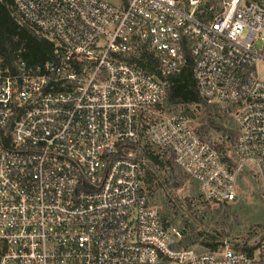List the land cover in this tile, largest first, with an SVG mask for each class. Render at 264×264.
Returning <instances> with one entry per match:
<instances>
[{
	"label": "built area",
	"instance_id": "built-area-1",
	"mask_svg": "<svg viewBox=\"0 0 264 264\" xmlns=\"http://www.w3.org/2000/svg\"><path fill=\"white\" fill-rule=\"evenodd\" d=\"M202 2L13 0L53 55L0 59V264H264V239L252 253L180 246L134 155L145 135L208 201H232L246 167L264 186V0ZM144 50L156 74L126 58ZM190 64L236 125L232 164L186 115L151 119Z\"/></svg>",
	"mask_w": 264,
	"mask_h": 264
},
{
	"label": "trees",
	"instance_id": "trees-1",
	"mask_svg": "<svg viewBox=\"0 0 264 264\" xmlns=\"http://www.w3.org/2000/svg\"><path fill=\"white\" fill-rule=\"evenodd\" d=\"M216 0H209L205 3V6L214 4ZM13 12H15L13 7V0H0V59L4 62L12 63L17 58H23L29 62H43L50 59L53 55V44L37 33L32 27L26 23H19L16 20ZM201 17H206L204 13L199 14ZM129 61L135 62L139 67L146 70L151 74L157 73V59L153 56V53L148 51H142L135 55H130L126 57ZM167 86L165 91V96L161 105L157 107L160 108L163 104L167 106H187L191 104H199L203 107V114L200 118L202 124L195 129L200 136L204 139V136L208 135L210 131H216L222 133L224 141L231 143L235 142L237 136V128H229L224 126L220 121V116L217 111L221 109L215 103H208L203 99L197 89L196 82L192 72L191 64L185 67L181 73L171 75L166 78ZM222 110V109H221ZM223 111V110H222ZM184 115H191L190 111L186 108L182 112ZM223 113L230 117L227 113ZM231 118V117H230ZM219 151L223 161L228 164L233 162L227 155H222L220 147L215 146ZM159 152L168 155L166 161L159 159V152L154 153L149 148H140V146L134 147V150H139V154L136 155V160L140 163L144 159L149 162L150 167L155 169L157 165V170L167 167L168 176L159 182L158 185L169 187L168 180L172 181L170 186L178 187L186 175L179 167H177L174 162L172 155L165 150L157 148ZM142 169V165H141ZM146 167L142 170L141 180L144 189L146 190L150 202L155 205L152 201L155 198L153 190V181L156 178V169ZM166 187V188H167ZM199 193V192H198ZM200 195V194H199ZM158 200V199H157ZM208 201V200H207ZM157 202V201H156ZM215 202V201H214ZM159 214L161 222L164 227L172 228V220L169 217L175 212L174 209L171 211V206L166 201V203L161 199ZM157 203V204H158ZM224 203V202H218ZM209 206H207V209ZM217 212V211H216ZM183 227L178 229L181 233V238L179 240V245L183 248H189L194 243H199L203 248L201 251H216L223 247V241L220 240L216 232L205 233L202 231H197L186 219L183 220ZM175 228V227H174ZM264 236L261 238V241ZM199 240V241H198ZM248 245L246 242L234 243L231 248L238 251H246L252 253L254 249L260 244Z\"/></svg>",
	"mask_w": 264,
	"mask_h": 264
},
{
	"label": "rangeland",
	"instance_id": "rangeland-1",
	"mask_svg": "<svg viewBox=\"0 0 264 264\" xmlns=\"http://www.w3.org/2000/svg\"><path fill=\"white\" fill-rule=\"evenodd\" d=\"M207 1L209 0H203L202 3ZM13 14L19 23H24L15 12ZM257 72L264 79V63L257 66ZM184 108L191 113V115H187L191 125L198 129L202 124L200 118L203 114V107L199 104L171 107L163 104L155 110L151 115V119L160 118L171 112H182ZM217 112L224 126L235 129L236 125L230 117L226 116L221 109ZM204 139L212 145L220 147L222 155H227L232 162L235 161L234 142H225L222 133L210 131L208 135L204 136ZM139 146L140 148H149L154 153L159 152L145 135L141 137ZM137 154H139V150L134 151V155ZM159 154V159L162 161L168 159V155L162 152H159ZM141 165L142 170L146 167L154 169L144 159L141 161ZM157 167L156 165V170L154 169L156 178L153 181V187L151 186V190L155 194L152 201L154 200L153 202L158 210L160 208L158 200L161 202V199L165 203L166 201L169 203L171 211L174 209L173 215L169 216L171 220L173 219L172 227L181 229L184 225L183 220L186 219L197 231L216 232L220 240L223 241V246L229 247L234 243L246 242L248 245H254L261 241L264 236V186L251 168L246 167L238 176L235 198L230 202L218 203L203 199L198 193L197 183L189 176H186L178 187L170 186L172 184L171 180H168L167 185L169 187L158 185L168 176L166 170L168 168H158L157 170ZM207 206H209L208 209ZM191 247L196 251L203 249L198 242L192 244Z\"/></svg>",
	"mask_w": 264,
	"mask_h": 264
}]
</instances>
